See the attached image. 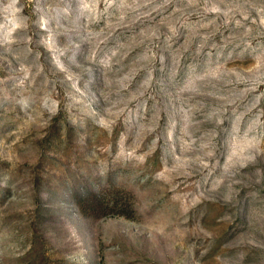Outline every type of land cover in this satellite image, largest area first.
I'll return each instance as SVG.
<instances>
[{
	"label": "rangeland",
	"instance_id": "rangeland-1",
	"mask_svg": "<svg viewBox=\"0 0 264 264\" xmlns=\"http://www.w3.org/2000/svg\"><path fill=\"white\" fill-rule=\"evenodd\" d=\"M17 6L0 264H264V0Z\"/></svg>",
	"mask_w": 264,
	"mask_h": 264
},
{
	"label": "clouds",
	"instance_id": "clouds-1",
	"mask_svg": "<svg viewBox=\"0 0 264 264\" xmlns=\"http://www.w3.org/2000/svg\"><path fill=\"white\" fill-rule=\"evenodd\" d=\"M19 0H9V3L4 6L5 12H11L12 15L8 16V25L6 31H0V43L10 42L13 34L19 29L22 25V18L20 13H22V6L18 7ZM5 25H0V30H3Z\"/></svg>",
	"mask_w": 264,
	"mask_h": 264
}]
</instances>
